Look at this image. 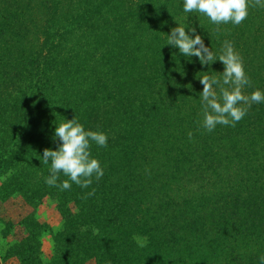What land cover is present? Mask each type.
I'll list each match as a JSON object with an SVG mask.
<instances>
[{"label":"trees","instance_id":"obj_1","mask_svg":"<svg viewBox=\"0 0 264 264\" xmlns=\"http://www.w3.org/2000/svg\"><path fill=\"white\" fill-rule=\"evenodd\" d=\"M175 19L214 52L234 42L245 92L264 90V8L217 26L186 15L180 0H0V176L12 172L0 180V223L19 264H258L264 255V103L234 127L204 130L198 76L223 65L162 45ZM73 117L109 135L108 147L92 146L104 175L60 191L44 183L40 156L59 143L55 123ZM45 201L62 218L48 262L36 218Z\"/></svg>","mask_w":264,"mask_h":264},{"label":"clouds","instance_id":"obj_2","mask_svg":"<svg viewBox=\"0 0 264 264\" xmlns=\"http://www.w3.org/2000/svg\"><path fill=\"white\" fill-rule=\"evenodd\" d=\"M183 12L187 14H202L214 25H240L249 15L250 5L264 8V0H180ZM175 21H177L175 19ZM187 29V30H186ZM166 42L189 62L193 58L200 65H211L219 60L223 65L222 71H201L198 76L202 84L199 101L202 119L200 124L208 132L218 125L235 126L248 113L253 104L264 103V90L251 88V79L245 69L243 58L234 47V42L225 40L219 52H214L205 44L202 35L191 25H181L178 21L171 27ZM161 45V46H162ZM191 137L192 133H188ZM53 140L59 143L55 148L43 150L42 161L49 165L48 175L44 183L60 191L71 190L73 184L82 189L89 188L94 180L104 175L100 160L93 156L92 146L108 147L109 135L103 130L88 129L76 118H64L55 123ZM63 174L67 179L60 180ZM12 175L8 171L0 180H6ZM94 189L87 195H93ZM258 264H264V255L258 256Z\"/></svg>","mask_w":264,"mask_h":264},{"label":"rangeland","instance_id":"obj_3","mask_svg":"<svg viewBox=\"0 0 264 264\" xmlns=\"http://www.w3.org/2000/svg\"><path fill=\"white\" fill-rule=\"evenodd\" d=\"M37 220L44 224L45 229L40 235L42 258L44 262H48L52 256L54 242L53 235L62 225V218L57 209L49 202H41L36 208ZM2 224L0 223V264H19L16 256H8V248L12 239L10 236L1 234ZM138 244H144L145 239L142 236L137 237Z\"/></svg>","mask_w":264,"mask_h":264}]
</instances>
